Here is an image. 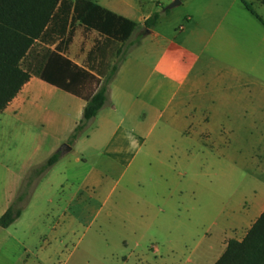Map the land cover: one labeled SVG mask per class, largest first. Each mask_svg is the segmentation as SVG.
Listing matches in <instances>:
<instances>
[{"label": "rangeland", "instance_id": "1", "mask_svg": "<svg viewBox=\"0 0 264 264\" xmlns=\"http://www.w3.org/2000/svg\"><path fill=\"white\" fill-rule=\"evenodd\" d=\"M232 1L184 0L163 18L161 29L168 32L172 23L184 24L186 15L202 20L199 12L217 3L224 7L214 12H230L221 26L219 20L212 26L215 39L196 67L209 78L203 126L184 128L172 121L175 114L158 118L155 110L148 125L137 130L132 154L112 161L109 152L101 159L87 150L88 162L76 164L79 153H69L64 186L40 191L36 199L34 188L22 217L8 229L0 227V264H117L118 255L132 251L137 263L162 264L165 256L179 264L206 248L199 245L206 232H212V241L218 239L230 211L244 212L255 196H264V27L240 0ZM247 2L264 18L258 0ZM75 30L72 52L81 53L89 36L79 23ZM142 30L89 65L102 81ZM47 48L37 43L24 67ZM210 106L216 111L204 112ZM34 149L26 136H4L0 128V217L33 169L22 165L41 159ZM96 172L101 175L95 186L92 179L83 187Z\"/></svg>", "mask_w": 264, "mask_h": 264}, {"label": "crops", "instance_id": "2", "mask_svg": "<svg viewBox=\"0 0 264 264\" xmlns=\"http://www.w3.org/2000/svg\"><path fill=\"white\" fill-rule=\"evenodd\" d=\"M175 1L177 0H94L102 8L137 24L130 41L137 38L140 28L144 33L121 63L110 85L109 104L92 121L89 130L72 145L69 143L71 135L83 118L87 101L58 89L37 76H33L25 84L18 96L0 113L3 135L26 136L35 144V155L41 156L38 161H28L29 164L25 162L22 165L23 170L32 164L34 168L44 163L63 144H69L72 147L71 152L79 153L75 159L76 164L88 162L85 155L87 150H93L101 159L109 152L107 159L112 161L130 155L133 153L132 146L138 144L137 130L148 125L154 118L155 110L160 113L158 118L165 112L175 114L172 121L182 124L184 128L196 129L203 126L200 113L203 111L204 99L210 95L209 78L202 72H196V67L204 50L208 49L215 39V34L210 33L212 26L217 20L218 26H221L230 12H214L215 8L224 7L223 4L217 3L211 8H206L205 12H199L202 20L197 19L195 15H186L184 24L177 26L172 23L170 30L164 32L161 29L163 18L170 10L166 6ZM179 1L181 4L184 2ZM234 3L233 0L232 4ZM157 13L160 14L158 25L147 30L146 21ZM261 25L264 27L262 22ZM84 30L89 37L84 38L81 53L72 52L77 32L75 30L66 56L78 66L89 70L90 64L95 61L99 63L101 59V56H91V51L98 42L103 43L104 39L96 31L85 28ZM215 111L216 108L210 106L204 112ZM179 113L182 115L179 116ZM67 155L62 156L39 180L35 187V199L40 191L63 187V183L68 181L66 173L69 162H65ZM7 169L11 168L7 166ZM100 175L99 172L90 174L81 185L87 186L93 179L91 184L95 186L94 183ZM22 181L23 179L19 187ZM19 187L18 189L21 188ZM71 203L73 199L69 205ZM9 207L10 204L2 211L1 216ZM239 207L238 210L242 208ZM263 213V195L261 198L255 196L249 209L244 212L230 211L221 225L218 239L212 241V232H206L199 241V245H205L206 248L197 250L194 256L190 254L179 264H217L226 253L229 241L243 242ZM68 217L71 218L72 215ZM75 219L72 217L71 220ZM136 253L132 251L118 255L117 264H141L136 262ZM126 255L129 259L125 260ZM162 257V264H174L172 260Z\"/></svg>", "mask_w": 264, "mask_h": 264}, {"label": "trees", "instance_id": "3", "mask_svg": "<svg viewBox=\"0 0 264 264\" xmlns=\"http://www.w3.org/2000/svg\"><path fill=\"white\" fill-rule=\"evenodd\" d=\"M241 1L264 25V19L254 12L247 0ZM259 1L264 5V0ZM159 20L160 14L157 13L146 21L145 28L156 27ZM78 23L103 37L104 42H98L91 51V56L101 58L114 43H128L137 28L135 22L115 15L93 0H0V113L25 84L37 76L87 101L83 118L71 135V145L87 132L92 121L109 104L110 85L128 54L126 52L114 64L110 75L102 81L98 78L101 74L93 68L86 70L66 56ZM37 43L49 47L25 68L24 64ZM93 85L94 90L84 93ZM61 157L56 152L31 170L15 201L0 217L1 228L11 227L22 216L36 187L35 181L46 175ZM217 264H264V213L243 242L229 241L226 253Z\"/></svg>", "mask_w": 264, "mask_h": 264}, {"label": "water", "instance_id": "4", "mask_svg": "<svg viewBox=\"0 0 264 264\" xmlns=\"http://www.w3.org/2000/svg\"><path fill=\"white\" fill-rule=\"evenodd\" d=\"M181 4V1L177 0L173 4L169 6V9H172ZM72 151V147L69 144H63L57 152L61 154V156H65Z\"/></svg>", "mask_w": 264, "mask_h": 264}]
</instances>
